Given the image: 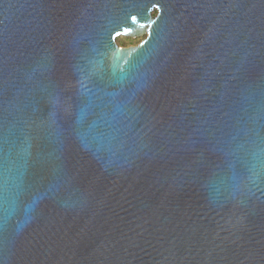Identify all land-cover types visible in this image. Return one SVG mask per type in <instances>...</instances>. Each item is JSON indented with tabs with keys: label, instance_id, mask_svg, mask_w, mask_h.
<instances>
[{
	"label": "water",
	"instance_id": "1",
	"mask_svg": "<svg viewBox=\"0 0 264 264\" xmlns=\"http://www.w3.org/2000/svg\"><path fill=\"white\" fill-rule=\"evenodd\" d=\"M0 264H264V0H0Z\"/></svg>",
	"mask_w": 264,
	"mask_h": 264
},
{
	"label": "rangeland",
	"instance_id": "2",
	"mask_svg": "<svg viewBox=\"0 0 264 264\" xmlns=\"http://www.w3.org/2000/svg\"><path fill=\"white\" fill-rule=\"evenodd\" d=\"M144 37H145V34L139 35V36H135V37L120 35V36H118L116 38V41H117L118 45H121L123 47H126V46H130V45L137 44Z\"/></svg>",
	"mask_w": 264,
	"mask_h": 264
},
{
	"label": "flooded vegetation",
	"instance_id": "3",
	"mask_svg": "<svg viewBox=\"0 0 264 264\" xmlns=\"http://www.w3.org/2000/svg\"><path fill=\"white\" fill-rule=\"evenodd\" d=\"M118 36H120V35H118ZM118 36L115 37V41H116V38H117ZM142 39H143V38H142ZM142 39H141V40H142ZM116 43H117V41H116ZM138 43H139V42H138ZM117 44H118V43H117ZM119 46H121V45H119Z\"/></svg>",
	"mask_w": 264,
	"mask_h": 264
}]
</instances>
